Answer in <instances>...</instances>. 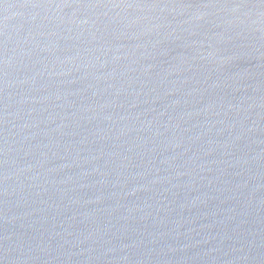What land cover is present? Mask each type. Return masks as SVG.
<instances>
[{
	"label": "water",
	"instance_id": "water-1",
	"mask_svg": "<svg viewBox=\"0 0 264 264\" xmlns=\"http://www.w3.org/2000/svg\"><path fill=\"white\" fill-rule=\"evenodd\" d=\"M0 264H264V0H0Z\"/></svg>",
	"mask_w": 264,
	"mask_h": 264
}]
</instances>
